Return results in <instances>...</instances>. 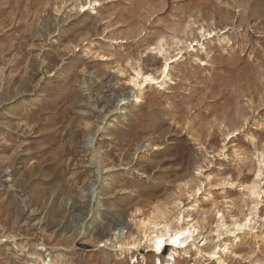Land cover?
Returning a JSON list of instances; mask_svg holds the SVG:
<instances>
[{"label": "rangeland", "instance_id": "rangeland-1", "mask_svg": "<svg viewBox=\"0 0 264 264\" xmlns=\"http://www.w3.org/2000/svg\"><path fill=\"white\" fill-rule=\"evenodd\" d=\"M168 195L179 264H264V0H0V264H149Z\"/></svg>", "mask_w": 264, "mask_h": 264}, {"label": "bare ground", "instance_id": "bare-ground-1", "mask_svg": "<svg viewBox=\"0 0 264 264\" xmlns=\"http://www.w3.org/2000/svg\"><path fill=\"white\" fill-rule=\"evenodd\" d=\"M167 67L168 65H166V67L162 70V73H166ZM151 77V75L146 76V78ZM178 197L179 196L168 195L156 200L152 209L153 212L141 220V227L138 236L129 238L127 240L125 239V241L122 242L124 249V254L123 252L122 254L124 256L122 255L123 260H121V262L126 259V255H129V253H134L133 256H131L134 257L135 252L139 251V247H141L143 242L147 248V252H150L148 255L150 258H147L145 255H143L142 258H144L146 263L149 264H179V258L174 254L179 251L180 255L182 254L184 256H188L189 251L193 247H195L194 250L196 258H206V260H209L213 257H216L215 247L208 245V235H203L205 218L202 221H200V219H194L193 221L188 220L183 223L181 216L172 215V217H169L167 215V205L172 203V201H175V203L178 205ZM247 221L248 217L242 214L236 218L232 217L230 220H226V218L220 216L217 220V223L218 226H222L221 233L231 231L235 234L238 231H241L247 225ZM199 238H201L203 241L202 246L205 248L197 244ZM142 239H144L143 242ZM108 241L109 239L104 240L105 243ZM232 245L233 244L231 242H228L225 244V248ZM166 246L171 247V252L168 255V258L164 259L162 254ZM219 260L220 264H223L226 261V259H223V256H221ZM136 262H140V258L136 257V260H134L133 263Z\"/></svg>", "mask_w": 264, "mask_h": 264}]
</instances>
